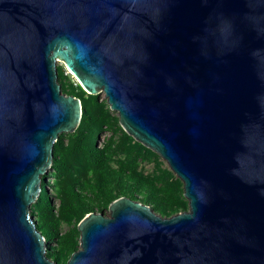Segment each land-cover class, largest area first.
Returning <instances> with one entry per match:
<instances>
[{"label": "water", "instance_id": "1", "mask_svg": "<svg viewBox=\"0 0 264 264\" xmlns=\"http://www.w3.org/2000/svg\"><path fill=\"white\" fill-rule=\"evenodd\" d=\"M166 160L189 207L126 195L65 263L30 204L81 117L56 62ZM0 264H264V0H0Z\"/></svg>", "mask_w": 264, "mask_h": 264}, {"label": "trees", "instance_id": "2", "mask_svg": "<svg viewBox=\"0 0 264 264\" xmlns=\"http://www.w3.org/2000/svg\"><path fill=\"white\" fill-rule=\"evenodd\" d=\"M63 72L64 65L57 66L61 91L80 98L81 117L75 130L58 135L52 164L41 175V184L46 176L61 178L58 208L50 205L46 190L41 189L31 213L37 216L34 219L44 236L46 255L58 262L66 261L79 247V220L95 208L100 211L107 208L121 195L146 203L163 216L186 209L183 192L175 189L168 179L150 178L138 170L139 161L157 157L156 152L122 128L105 98L86 92L76 79ZM105 130L109 134L99 146V135ZM117 151L124 152V156L118 159L117 166H112L110 161ZM64 213L73 219L70 227L60 232L58 215ZM52 242L56 245L49 247Z\"/></svg>", "mask_w": 264, "mask_h": 264}, {"label": "rangeland", "instance_id": "3", "mask_svg": "<svg viewBox=\"0 0 264 264\" xmlns=\"http://www.w3.org/2000/svg\"><path fill=\"white\" fill-rule=\"evenodd\" d=\"M61 65H63L61 61H57L56 62V68H57V66H61ZM63 74H68V75H70V79L74 78V79H76L78 81V79L76 78L75 74L73 72H71V71L66 72V70H64ZM57 78H58V73H57ZM98 95H99L100 98H105V95H104L103 91H99ZM111 111H112L113 114H116L118 116L116 111H114V110H111ZM108 134H109V130H105V131L100 133L99 138H98V143H97L99 146L103 145V143L106 140ZM128 143H132V142L129 141ZM123 156H124V152L117 151L116 153H114L112 155V160L110 161L111 165L112 166H117L118 159L123 157ZM81 168H83L82 165H81ZM77 169H79V167H76V169L74 171L77 172ZM138 170L144 176H147V177H150V178L157 177V178H162V179H168L172 183V185H173V187L175 189H178L180 192H183V182H182V180L177 175L174 174V172L168 166L166 160L163 159L158 154H157V157H155V158L152 157V156H149V158H147V159H141L139 161V163H138ZM60 179L61 178H58V177H55V176H52L51 178L49 176H46V181H44L41 184V189H45L46 190L47 199H48L50 205L54 209L58 208L59 202H60V200H59V187H60L59 183H60ZM183 199H184V202L186 203V209H187L189 207L188 200L185 197H183ZM34 202H32L30 204V212L31 213H32V210H33L32 204ZM94 211H100V210H97L95 208ZM101 211L103 213H105V214H108V215L110 214V210L108 208H103ZM33 218L36 219L37 216L33 215ZM72 219L73 218L69 214H65V213L64 214H59L58 215V220H57L59 231L60 232L66 231L70 227ZM55 245H56L55 242H52V243H50L49 247H54ZM62 262H60V263H62ZM65 262L66 261H64L63 263H65Z\"/></svg>", "mask_w": 264, "mask_h": 264}, {"label": "built area", "instance_id": "4", "mask_svg": "<svg viewBox=\"0 0 264 264\" xmlns=\"http://www.w3.org/2000/svg\"><path fill=\"white\" fill-rule=\"evenodd\" d=\"M63 64V63H62ZM64 70H66V72H69V70L64 66Z\"/></svg>", "mask_w": 264, "mask_h": 264}]
</instances>
